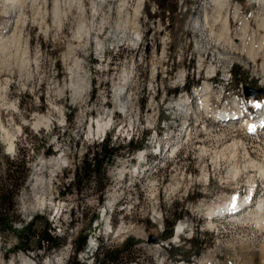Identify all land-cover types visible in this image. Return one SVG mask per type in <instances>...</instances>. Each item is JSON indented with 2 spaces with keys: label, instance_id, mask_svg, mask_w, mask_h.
<instances>
[{
  "label": "rangeland",
  "instance_id": "1",
  "mask_svg": "<svg viewBox=\"0 0 264 264\" xmlns=\"http://www.w3.org/2000/svg\"><path fill=\"white\" fill-rule=\"evenodd\" d=\"M227 1L220 15L213 0H144L136 16L137 0H0V146L10 156L26 149L34 157L17 198L21 237L9 239L6 253L0 243V264H66L82 234L113 246L138 242L132 264H264V222L257 218L264 130L250 135L244 125L263 112L251 101L264 104V0ZM235 5L240 14L233 18ZM196 17H207L204 31ZM122 65L128 87L114 101ZM206 84L212 93L205 110L196 94ZM235 98L238 122L214 117ZM104 110L114 113L104 138L120 147L118 156L105 179L77 193L74 173L102 142L90 132ZM130 139L143 142L142 150L129 155ZM137 152L150 154L143 174ZM249 190L251 206L234 219L225 215L223 207ZM103 208H112L111 232ZM180 212L179 241L163 239L165 220ZM44 219L47 232L64 241L59 249L9 252L36 248ZM193 236L194 245H185ZM92 250L77 259L90 264Z\"/></svg>",
  "mask_w": 264,
  "mask_h": 264
},
{
  "label": "trees",
  "instance_id": "2",
  "mask_svg": "<svg viewBox=\"0 0 264 264\" xmlns=\"http://www.w3.org/2000/svg\"><path fill=\"white\" fill-rule=\"evenodd\" d=\"M232 75L234 78L240 76L238 72L234 69L232 70ZM187 91L190 90V85L185 87ZM177 89L170 91L169 95H177ZM129 155L137 150L143 148V142H135L130 139L128 142ZM120 147H114L108 139H104L100 144L95 146V150L87 151L85 156L76 168L74 173V184L72 188L77 192L81 193L87 184H96L98 179H105L106 169L108 166L114 164L116 157L118 156V151ZM14 154L10 156L4 153L2 147L0 146V243L2 244L3 250H6V243L11 237L19 239L21 234L15 227L17 223L22 222L18 214V203L17 198L23 189H26L27 182L30 176V165L34 160L33 156L28 153ZM34 150H32V153ZM52 153L51 151L47 152ZM167 217V212L165 211ZM173 217L172 223L165 220V224L162 230L161 236L163 239H168L173 236L175 220L180 219L183 215L182 213H175L171 215ZM96 219V216L93 220ZM46 226V231L44 234L39 233L37 235L36 248L30 246H20L9 249V252L20 251H30V250H41L52 251L59 249L64 243L63 240L50 235L47 231L50 230V225L47 220L44 219ZM197 235V232L195 233ZM195 235V236H196ZM197 237H192L189 240H185V245L193 246ZM46 242V247H42L41 243ZM200 241L198 244H202ZM75 248L74 254L68 259L66 264H87L81 262L77 259L76 254L82 252L87 246V234L80 235L74 240ZM138 242L133 240H124L121 245L113 246L107 244L103 239L98 238L97 247L91 253L90 264H132L138 261V256H136Z\"/></svg>",
  "mask_w": 264,
  "mask_h": 264
},
{
  "label": "bare ground",
  "instance_id": "3",
  "mask_svg": "<svg viewBox=\"0 0 264 264\" xmlns=\"http://www.w3.org/2000/svg\"><path fill=\"white\" fill-rule=\"evenodd\" d=\"M4 1H8V0H4ZM143 1L142 0H137V4H136V7H135L136 16H139V14L141 12V9H142V6H143ZM258 1L259 0H252V3H255V2H258ZM213 2H214L215 7H216L215 10L220 15H221L222 11L227 6H230V5H228V3H227L228 1L227 0H213ZM236 8H237V5H235V9L233 11L234 12L233 18H235L238 14H240L238 8L237 9ZM226 9H228V8H226ZM228 12H229V10H228ZM228 12L225 11V14H224L225 16H223L224 17V19H223V30H224V32L225 31L227 32V29H228L227 28L228 27V19H229L228 18L229 17ZM207 21H208L207 17L205 18V20L204 19L203 20L199 19L196 22V27L198 28V26H199V29H201V30H203V28H205V27L207 28V24H208ZM127 76L128 75L126 73L125 65H122L121 69H120V71L118 73L117 83L114 86V92H113V97H114L113 100L114 101H117V99L120 98V92L118 90L128 87V86H126V83L128 81L127 80V78H128ZM182 77H183L182 75L179 76V80L180 81L182 80ZM120 84H122L124 86L122 88H119L118 86ZM211 93H212V88L210 86H208V84H206L196 94V97L200 101V103H199L200 106L203 107L205 110L210 107L209 94H211ZM251 102L256 107V110H258L260 113H261V110L263 111L260 114V118L258 116V119L254 120L253 118H255V117H253L251 120L250 119H246L245 122H244V125H245L246 130H247L246 132L248 134H250V135H254L255 133L258 132V130L262 131L263 128H264V104H260V105L258 104L257 105L256 103H253V100ZM186 103H187L186 100L182 99L179 102L178 105L180 106L181 109L182 108L185 109ZM216 103L217 104L221 103V100L220 99L216 100ZM223 106H224V108L221 111H219V110L216 111V112L213 111L214 113H216L214 117H216L217 119H229L231 122H233V121L238 122V120L235 119V118H238V113L241 111L240 110L241 109V104H240L239 100H237L235 98L232 101H226ZM228 106L231 107L232 110H233L231 113H229V107ZM214 110H216V109H214ZM113 114L114 113L112 111L106 112L105 110L101 114H99V116H97V118H95V121L91 125L92 131L90 132V134L92 136L102 137L103 134H105V132L107 131L109 123L111 122V118L110 117L113 116ZM12 149H14V145H13V142H10L9 145H8V150L7 151H11ZM61 161H62L61 158L56 159L54 165L55 166L59 165ZM250 193H251V190L248 191V194H250ZM236 199L237 198H232L231 203L227 204L226 207H223V209L225 208L226 210H228V212L225 215H229L230 217H232V219L236 218L234 213L235 212L239 213V211H241V209L247 204L248 196L244 197V199H242V200L240 199V202H239V200H236ZM108 209H111V208H107L105 211H107ZM258 211H259L260 214H258L259 216L257 218L259 220H262L261 222H264V202L261 205H259ZM107 213L108 212H106L105 216H107ZM213 214H215V213L213 212L210 215H213ZM57 215H58V213L56 214V216ZM56 216L54 218H56ZM179 227L180 226H178L177 230H176V233L178 234V237L180 236ZM25 262H26V264H28L27 260H25Z\"/></svg>",
  "mask_w": 264,
  "mask_h": 264
},
{
  "label": "water",
  "instance_id": "4",
  "mask_svg": "<svg viewBox=\"0 0 264 264\" xmlns=\"http://www.w3.org/2000/svg\"><path fill=\"white\" fill-rule=\"evenodd\" d=\"M153 242H154V238L151 237V238L149 239V243L151 244V243H153Z\"/></svg>",
  "mask_w": 264,
  "mask_h": 264
}]
</instances>
